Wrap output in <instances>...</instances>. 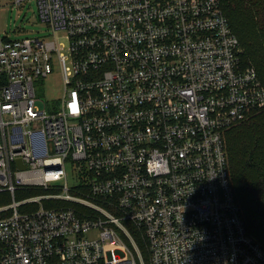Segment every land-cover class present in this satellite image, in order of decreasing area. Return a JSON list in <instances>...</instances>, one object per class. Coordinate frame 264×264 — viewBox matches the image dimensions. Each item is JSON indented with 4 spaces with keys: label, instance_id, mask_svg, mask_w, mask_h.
<instances>
[{
    "label": "built area",
    "instance_id": "1",
    "mask_svg": "<svg viewBox=\"0 0 264 264\" xmlns=\"http://www.w3.org/2000/svg\"><path fill=\"white\" fill-rule=\"evenodd\" d=\"M35 1L51 38L0 32V264H264L225 143L264 109V83L222 1ZM53 60L63 93L47 112L35 83Z\"/></svg>",
    "mask_w": 264,
    "mask_h": 264
},
{
    "label": "trees",
    "instance_id": "2",
    "mask_svg": "<svg viewBox=\"0 0 264 264\" xmlns=\"http://www.w3.org/2000/svg\"><path fill=\"white\" fill-rule=\"evenodd\" d=\"M221 1L239 40L242 65L253 66L264 83V0ZM225 136L237 202L248 232L264 247V109L227 129ZM45 204L59 205L60 201H46Z\"/></svg>",
    "mask_w": 264,
    "mask_h": 264
},
{
    "label": "rangeland",
    "instance_id": "3",
    "mask_svg": "<svg viewBox=\"0 0 264 264\" xmlns=\"http://www.w3.org/2000/svg\"><path fill=\"white\" fill-rule=\"evenodd\" d=\"M37 6L35 0H22L15 3L14 0H0V32L9 39H19L22 37H39L51 38L49 27L37 16ZM51 73L41 78L35 83L36 105L45 109L47 112L57 110L61 105L63 93V84L61 79L60 66L57 60L51 61ZM226 141V136H225ZM67 173L68 187H74L76 177L71 171L69 163L65 165ZM64 183V179L49 183L50 189H43L41 186H24L17 189L14 193V199L20 201L33 195H40L48 192H61L60 186ZM43 200H41L42 203ZM12 202V197L8 192H0V205H8ZM46 201H43L45 203ZM72 205V204H71ZM37 206L36 203L23 204L18 206L20 211H28ZM73 206H78L77 204ZM99 228H91L82 233V237L94 238L98 237ZM139 249L142 251L144 260H147V252L142 242L137 240Z\"/></svg>",
    "mask_w": 264,
    "mask_h": 264
}]
</instances>
